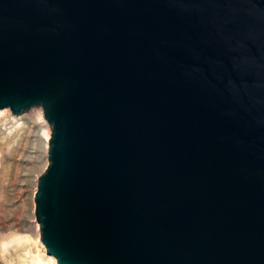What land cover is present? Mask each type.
<instances>
[{
    "label": "water",
    "instance_id": "obj_1",
    "mask_svg": "<svg viewBox=\"0 0 264 264\" xmlns=\"http://www.w3.org/2000/svg\"><path fill=\"white\" fill-rule=\"evenodd\" d=\"M39 107L57 264H264V0H0V112Z\"/></svg>",
    "mask_w": 264,
    "mask_h": 264
},
{
    "label": "rangeland",
    "instance_id": "obj_2",
    "mask_svg": "<svg viewBox=\"0 0 264 264\" xmlns=\"http://www.w3.org/2000/svg\"><path fill=\"white\" fill-rule=\"evenodd\" d=\"M43 113L39 107L0 119V264H57L35 216L38 179L49 164L51 128Z\"/></svg>",
    "mask_w": 264,
    "mask_h": 264
},
{
    "label": "bare ground",
    "instance_id": "obj_3",
    "mask_svg": "<svg viewBox=\"0 0 264 264\" xmlns=\"http://www.w3.org/2000/svg\"><path fill=\"white\" fill-rule=\"evenodd\" d=\"M7 109H9V108H7ZM34 109V108H33ZM32 110V109H31ZM11 112V109H10V111L9 110H6V109H4V110H2L1 112H0V119L5 115V114H9V116H11V115H13L12 114V112ZM44 114V113H43ZM14 116H20V115H15L14 114ZM39 116L41 117V114H39ZM50 132H49V134L47 135V138H49L50 137ZM39 224V223H38ZM50 256V255H49ZM53 257V256H52ZM53 260L57 263V261H56V258L55 257H53Z\"/></svg>",
    "mask_w": 264,
    "mask_h": 264
}]
</instances>
